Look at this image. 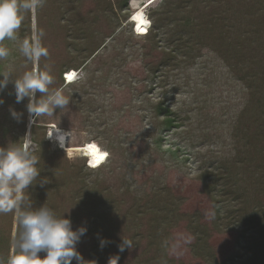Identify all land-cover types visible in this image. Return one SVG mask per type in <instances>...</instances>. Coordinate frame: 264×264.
<instances>
[{"label": "rangeland", "instance_id": "obj_1", "mask_svg": "<svg viewBox=\"0 0 264 264\" xmlns=\"http://www.w3.org/2000/svg\"><path fill=\"white\" fill-rule=\"evenodd\" d=\"M135 2L134 5L132 0L92 2L93 22L88 27L92 28L91 42H75L81 47L92 45L95 51L80 65L70 52L72 45L69 47V44L74 39L68 38L63 27L50 28V34L45 33L42 39L49 51V56L40 61L43 70L50 68L57 84L61 80V85H66L62 73L73 69L74 82L83 81V87L73 84L63 88L70 103L66 109H57L54 116L37 121L43 126L40 134H44L50 150L79 164L84 159L81 152L63 150L48 140L50 127L69 132L70 139L66 142L71 146L93 139L108 153L99 168H84L83 172L89 184L93 183L86 203L95 205V210L72 211L68 206L76 222L73 228L86 225L88 229L78 249L85 259L89 256L101 259L99 264H108L113 255H119L118 264H159L164 259L169 264H207L191 254V241L199 233L190 230L189 224H194L205 231L203 243L210 246L216 262L225 259L226 264H264V227L252 229L250 224L241 227L235 224L239 212L248 218L255 213L264 220V180L261 179L264 131L246 147L239 140L243 134H254L257 127L264 129V117L260 122L254 120L259 111L257 94L247 91L236 68L221 59L208 42L200 51L186 49V56L176 55L171 59L173 62L161 66L170 51L159 38L150 40L143 34H133L135 29L130 17L136 9ZM216 3L190 1L187 8L199 7L203 11ZM76 4L82 5L78 11L85 10L84 1ZM161 4L156 2L144 9L150 23L147 29L151 30V14ZM46 8L47 5V12ZM184 11L180 10L172 18L178 20ZM28 15L30 37L35 14ZM177 24L185 35L200 32L199 27L186 26L184 31L183 22ZM207 26L218 30L209 24L200 27ZM4 44L11 55L8 60L0 61V71L8 64L16 75L31 70L33 65L23 62L16 42L6 40ZM210 44L215 43L210 41ZM11 90L9 84L3 93L5 103L0 106V146L21 140L34 150L36 144L30 139L32 125L27 123L25 106L6 104ZM81 94L84 96L79 104ZM159 100L174 112L175 127L166 128L162 123L163 116L154 109ZM9 106L25 111V131L21 138L20 130L9 129L13 120L7 118ZM245 136L242 141L247 140ZM95 147L98 146L95 144ZM235 159L242 161L233 164V177L237 179L235 188L243 195L235 198L231 193L226 194L217 203L216 197L208 192L210 178L207 176L216 175L215 168L234 163ZM246 159L250 161L245 162ZM255 164L259 168L255 169ZM2 224L11 228L10 256L17 221L12 213L0 214ZM221 225V230L215 232ZM154 230L159 240L151 244ZM98 236L110 241L103 249L99 247ZM121 237L132 240L133 248L120 253ZM87 260L94 264L93 259Z\"/></svg>", "mask_w": 264, "mask_h": 264}, {"label": "trees", "instance_id": "obj_2", "mask_svg": "<svg viewBox=\"0 0 264 264\" xmlns=\"http://www.w3.org/2000/svg\"><path fill=\"white\" fill-rule=\"evenodd\" d=\"M76 1H78V3L81 2L82 4L84 1L86 6L85 10L82 9V11H78L82 5L80 4L79 6V4H76ZM93 1L94 0H44L43 6L37 8L35 11V24L41 29L44 28L43 30L45 33L50 34V28L63 27L68 34V38L74 39V42L72 41V44H69V47L72 45L70 52L74 55V61H78V65L91 57L95 51V47H92V45L87 44V46L81 47L75 42V40H82L85 42L90 41V37L92 36V28L88 27H90L93 22V20L90 18L93 12V9L91 8ZM134 1L132 0L133 5ZM190 1H193V4L197 3V0H163L157 11L155 10L151 14V16L153 15L151 30L147 29V27L144 30L137 31L139 34L134 32L133 34H143L150 40L159 38L161 41H164L165 47L168 48V51L170 52L167 53L169 56L166 57L167 60H164V63L161 64V66L166 65L167 62H173L171 59L174 56L176 57V55L186 56V49H195L200 51V49L203 48L208 42L209 44L207 45H209V47H213V51L218 53L221 59L231 62V66L236 68L235 70L240 74L239 79L242 81L247 91L257 94L255 100L259 104V111L257 115L254 116V120L256 122H260L261 118L263 119L264 117V102H262L264 97V0H207L209 3L210 1L212 3H217L208 6V8L204 9L203 11H201L199 7L197 10H191L190 8H187ZM67 3L69 4L67 5ZM46 5L48 6V8H46V10H48L47 12L45 11ZM182 9H185L183 13L184 16L178 20L173 19V15L178 14V12ZM28 16V13H26V20L24 19L20 29L18 30L20 39L29 37V28L31 23L28 21ZM177 22H183V27L185 28L184 31L187 28L186 26H191V28L199 27L200 29L197 28V30L200 32L195 34L190 31L191 35H185L179 31L178 27L180 26H178ZM208 24L213 26V28H218V30H213L208 26L207 28L200 27ZM169 25H173V28L169 29ZM85 26L87 27L86 31H84ZM176 28L178 29L176 30ZM134 29L139 30V28ZM206 35H208V39H205ZM5 41L3 42V45H5ZM210 41H214L215 44L211 45ZM9 43L10 42H8V44ZM23 62H27L25 58ZM87 63H89V61ZM40 69L43 70L41 63ZM70 71L75 70L70 69L67 70L66 73ZM58 80H60V76L58 77ZM82 82L83 81H78L75 83L73 80L66 85H61V80L59 84H57L55 80V83L51 87L54 89L58 88L60 85V88L66 89L74 85H81V87H83V84H81ZM11 88L12 90L10 93L13 94L8 95L9 98L6 104L14 106L15 97L12 85ZM254 95L255 94H253L252 97H254ZM83 96V94L79 96V104L82 102ZM26 103L27 100H25L20 105L25 106ZM154 109L161 117L163 116L162 123L166 125V128L175 127L176 118L174 112L168 106L159 100L155 104ZM244 111L245 110H243V112ZM259 112H261V116ZM9 117L11 118L10 114L7 116V118L9 119ZM253 123L255 124V122ZM10 128H15V132L20 130V138L22 133L25 131L23 122L19 124L12 120L9 129ZM42 128L43 126L38 122L36 125H32L30 128V139L36 144V148L33 150L34 153L40 157V163L38 167L42 170L41 176L42 178L49 180V183L44 187H40L38 184L30 187L29 191L31 192L33 199V206L39 207L44 203L50 207L57 216H62L65 212L64 215L70 217L72 224L76 226L72 211L91 212L92 210H95V205L93 206V204L86 203L87 194L89 193L91 184L93 183L89 184L90 181L83 173L84 168L89 170H95L99 168V166L105 162L108 153L103 150L100 145L93 141V139H91V141L82 143L81 145L71 146L68 144L69 142H66L67 147L82 146L86 144L92 146H95L96 144L98 146L97 153L94 156L87 157L81 154L84 158L82 163L79 164L75 162V160L70 161L60 152L49 149L47 141L44 140V134H40L39 129ZM245 131L246 130H244V132ZM263 131L264 129L262 127H257L254 134L252 133L250 136H245L243 134L241 138L239 137L242 147H246V145L249 144V141L254 142L257 137L262 135ZM243 136H245L247 140L242 141ZM18 143H21V140H19ZM241 144L239 143V147H241ZM244 161L247 162L250 160L246 159ZM236 162L242 161H237V159H235L234 163H223L219 165L218 168H215V171H218L216 175L207 176V178H210V188L208 192L212 193L213 197H216L215 199H217V203L219 202L220 198L226 194L231 193L235 198H240L241 195H243L238 187L237 189L235 188L237 179L233 177V164ZM258 164H260V162ZM228 167L229 170L227 169L226 171L225 168ZM254 167L255 169L259 168L256 164ZM210 171H212V169ZM209 173L211 172H208V174ZM262 178L264 180V175L261 176V179ZM218 187L220 188L218 189ZM92 193H95V190L92 191ZM60 196L62 197V200H57ZM93 196H95V194H93ZM216 202L215 210L218 212L220 209L218 206H216ZM68 206L72 207L74 210L70 212L68 210ZM237 211H240V208ZM257 213H261V211ZM237 218L238 219L235 220V224L239 227L243 226L244 224H250L252 229L255 227H264V220L260 219L258 214L254 213L253 217L248 218L242 216L241 212H239ZM189 225L192 228L190 230L199 231L198 234H195L196 236H193V240L191 241V254L195 258L202 260L207 264H220L219 262L226 264L227 261L225 259H221L220 261L216 262L214 258L215 256L212 252V249H210V246L206 242L203 243V236L206 235L205 231L200 229V227L197 225ZM8 227L9 228H6L4 224L0 226V257L4 258L5 260L9 257L10 251L11 228L10 226ZM221 227L222 225L217 228L215 232L221 230ZM17 231L18 224H16L15 233ZM151 235L154 239V241L149 240L151 244L159 240L157 239L158 236L155 230L153 233H151ZM225 250L226 249L224 248L223 252ZM13 253L14 249L12 254ZM41 255H43V253H41ZM87 259H93L92 262L94 264H99L98 262L101 260H96L97 258H95V256H89ZM156 259H158V256ZM169 263L170 261L168 259H164L160 261L159 264ZM73 264H75V262H73Z\"/></svg>", "mask_w": 264, "mask_h": 264}, {"label": "clouds", "instance_id": "obj_3", "mask_svg": "<svg viewBox=\"0 0 264 264\" xmlns=\"http://www.w3.org/2000/svg\"><path fill=\"white\" fill-rule=\"evenodd\" d=\"M162 2L157 0V3ZM43 3L44 0H0V61L8 60L11 55V50L3 45L8 40L16 42L19 53L33 65L31 70L19 75H16L11 64L0 71V106L4 105L3 93L11 84L15 104L27 100L25 111L29 126L36 125L41 117L54 116L57 109H66L70 103L63 88L51 87L55 83L51 69H40L41 58L49 56L48 48L42 43L44 30L34 23L30 37L20 39L18 35L24 14L34 15ZM65 75L66 72L62 78L68 83ZM8 111L14 121L23 122L25 111H18L12 106ZM54 130L59 147L65 148L70 133L59 128ZM52 135L53 131L46 137L52 138ZM39 163L40 157L26 143L13 142L0 146V214L12 213L18 224V231L11 237L14 253L6 260L0 257V264H90L91 261L86 260L78 249V244L87 234V226L73 228L65 212L57 216L44 203L39 207L33 206L30 187L37 184L44 187L49 183V180L42 178ZM98 240L101 249L110 243L103 237L98 236ZM131 248L133 241L121 237L119 252ZM119 258V255H113L108 264H118Z\"/></svg>", "mask_w": 264, "mask_h": 264}, {"label": "bare ground", "instance_id": "obj_4", "mask_svg": "<svg viewBox=\"0 0 264 264\" xmlns=\"http://www.w3.org/2000/svg\"><path fill=\"white\" fill-rule=\"evenodd\" d=\"M156 2H157V0H140V1L137 0L135 2L136 9L131 14L132 17L130 18V22L137 25V26H135V28H139V30L135 29L136 31H141V28H147L150 25L146 15H145L144 9L153 6ZM75 75H76L75 71L67 72L65 75L66 81L70 82V81L75 80V79H73V78H75ZM54 129H55L54 127H50L48 129L50 133L53 131L52 138H50V139L56 145V147L61 148V147H59L58 142L55 140L57 133ZM61 131H63V130H61ZM64 132H65V130H64ZM61 149H63V150L64 149L65 150L70 149V150L78 152V153L81 152L82 155L89 156V157L94 156L97 152V148L95 146L87 145V144L82 145V146L67 147L66 143H65V148H61Z\"/></svg>", "mask_w": 264, "mask_h": 264}, {"label": "built area", "instance_id": "obj_5", "mask_svg": "<svg viewBox=\"0 0 264 264\" xmlns=\"http://www.w3.org/2000/svg\"><path fill=\"white\" fill-rule=\"evenodd\" d=\"M131 17H132V15H131ZM131 17H130V18H131ZM133 26H134V28H135V25H134V24H133ZM134 31H135V33H137L136 30H134ZM49 133H50V132H48V134H49ZM48 134H47V135H48ZM48 139L51 140L50 138H48Z\"/></svg>", "mask_w": 264, "mask_h": 264}, {"label": "water", "instance_id": "obj_6", "mask_svg": "<svg viewBox=\"0 0 264 264\" xmlns=\"http://www.w3.org/2000/svg\"><path fill=\"white\" fill-rule=\"evenodd\" d=\"M29 129V128H28ZM28 131V130H27Z\"/></svg>", "mask_w": 264, "mask_h": 264}]
</instances>
